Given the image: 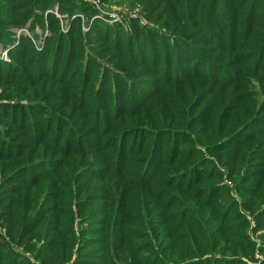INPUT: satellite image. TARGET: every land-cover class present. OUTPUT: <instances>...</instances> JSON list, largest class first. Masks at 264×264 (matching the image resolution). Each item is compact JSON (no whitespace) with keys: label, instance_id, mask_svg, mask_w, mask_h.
Returning <instances> with one entry per match:
<instances>
[{"label":"trees","instance_id":"trees-1","mask_svg":"<svg viewBox=\"0 0 264 264\" xmlns=\"http://www.w3.org/2000/svg\"><path fill=\"white\" fill-rule=\"evenodd\" d=\"M56 5L59 13L67 14L70 21L66 33L60 29L54 11L48 17L45 14L48 10H55ZM145 8L152 17L151 21H168L169 30L163 32L159 28L141 25L134 19L130 21V32H127L124 25L108 24L94 18L98 11L84 0H0V44L3 46L14 43L7 26L23 27L29 19L33 20L31 30L35 25L48 26L52 34L45 39L42 51L23 35L9 51L10 62L3 61L0 55V200L5 198L7 201L4 203L9 219L16 221L22 211L25 223L31 224L33 219L42 218V213L35 210L32 203L37 202V192L32 191L52 170L46 166L48 158L41 157L47 148L46 141L57 138V148L87 146L92 137L91 129H84L88 116L92 126L93 123L106 126V112L112 115V109L114 113L124 111V104L130 99L133 101L137 88L141 95L150 91L148 87L151 86L146 87L145 82L134 80L121 66L147 64L146 69L139 71L152 78L140 80L151 82L154 93L158 91L163 101V108H155L153 112L159 114L169 105L168 96L176 98L180 104L177 121L182 130L173 128L169 138L172 147L166 156L167 151L162 148L164 140L151 149L150 138H147V145H141L140 135L145 128L124 125L120 116L112 124L116 126H111L123 130L112 134V139H117L114 140L117 149L110 159L109 174L114 177L113 182L118 183L122 177L113 175L112 170H117L111 165L115 162L125 164L120 172L122 175L125 170L127 174L131 172L135 184L147 189L153 187L158 196L168 197L169 212L163 215L167 223L161 227H164L162 230H174V239L178 240L174 247L178 250L172 252L171 259L181 261L179 264H228L234 259L225 258L227 261L221 263V254L211 253L212 242L216 243L220 237L214 238L211 231L214 227L205 224L217 218L219 202L229 200L234 205H221V222L224 223L218 227L221 229L218 231L227 234L229 226L225 225V220L228 214L225 211L231 212L237 203L229 197L230 189L223 184L224 174L234 181L237 179L235 183L241 191L242 178L253 170L259 173L264 187V150L261 148L255 162L245 160L243 163L234 154L230 160L232 164H229L226 158L223 159L225 163L222 162L220 155V159H216L221 162V170L209 171L215 162L199 146L214 139L215 143L208 150L231 157L230 151L237 148L236 143L241 137L244 141L250 136L264 135V0H148ZM78 14H83L85 20ZM46 17L48 22L45 23ZM84 24L88 30L83 29ZM73 57L81 59L79 72L82 78L74 77L76 62L70 61ZM58 59L59 62H54ZM46 80L51 82L45 84L44 89L38 86ZM59 80L66 84L81 80V84L74 88L76 91L82 84L91 86L87 104H92L93 109L85 113L86 116L82 110L86 105L83 103L85 98L78 100L80 107L75 115L69 111L70 104L59 97ZM55 82L58 84L53 87ZM148 103V99L141 103L143 109ZM64 113L86 118L75 131L71 130V125L62 130ZM252 121L261 128L251 124ZM160 122L163 123L161 119ZM230 122L235 128L227 134ZM155 123L153 121L150 127ZM79 128H83L81 132L76 131ZM132 128L134 131L138 129V134L132 133ZM251 145V150L258 145L264 147V136L257 142L252 141ZM178 149L185 151L171 157L172 151ZM37 158L40 163L35 162ZM127 164L132 166L130 170ZM124 181L125 184L129 182ZM111 188L117 190L115 184ZM101 192L99 190L96 194ZM205 193L207 202L202 197ZM26 195L29 200H24L21 205ZM215 195L221 200H212L211 204L210 198ZM263 196L248 197L247 204L263 205ZM199 200L202 203H198ZM151 221L154 227L158 223L154 218ZM146 224L147 218L141 227L152 230ZM26 227L25 224L24 230ZM162 239L167 236L163 235ZM10 243L9 240L5 245L9 247ZM209 253L210 257L202 259ZM188 254L191 255L189 258Z\"/></svg>","mask_w":264,"mask_h":264},{"label":"rangeland","instance_id":"rangeland-1","mask_svg":"<svg viewBox=\"0 0 264 264\" xmlns=\"http://www.w3.org/2000/svg\"><path fill=\"white\" fill-rule=\"evenodd\" d=\"M84 1L93 5L98 11L96 15L104 11L106 17L113 14L119 16L120 18L114 22H108L102 18L99 19L104 20L108 24L124 25L127 28V32H130L132 28L130 21L134 19L139 20L141 25L159 28L163 32L167 31V29L169 30V22L163 21L165 19L160 21V23L151 21L152 17L145 8L148 0ZM52 11L59 19L60 29L66 33L70 29V21L67 19V14H60L58 5H56L55 10L46 11V16L48 17ZM78 16L85 20L83 14H78ZM47 17L45 23L48 22ZM32 25L33 20L29 19L23 27L7 26L8 33L11 34L14 43L11 46L0 44V55L3 61L10 62L9 51L19 43L23 35L31 39L38 51H42L45 39L52 35L50 27L41 28L39 25H35L34 29L31 30ZM85 25H83V29L88 30L89 27ZM111 57L113 58V56ZM55 61L59 62V59ZM62 61H65L64 58ZM70 61L76 62L74 77L82 78V73L79 72L81 59L75 60V57H73ZM148 66L147 64H133L132 66L124 64L121 66L124 69L123 71L131 74L134 80L145 82L144 86L146 87L151 86L148 87L150 91L147 95H141L138 92L139 88H137L134 91L133 101L130 99L124 104V111L118 110L117 113H114V109H112V115L106 112L108 120L105 123L106 126H102V124L96 126L95 123L92 126L88 116L84 129H91L90 136L92 137L88 139L87 146L66 145L65 147L57 148L55 145L57 138L54 141L49 139L46 141L47 148H45V153L41 157L48 158L45 163L52 170L45 179L39 181L40 183L32 191L37 192V202L32 201V203L35 205V210L42 213V218L33 219L31 224L25 223L26 219L24 211H22L18 213L19 218L14 215L17 218L16 221L9 219L6 214L8 209L4 203L6 199L0 200V264H56V262L59 264H179L181 262L175 258L171 259L172 252L178 250L174 249L175 244L178 243V240L175 241L174 239V230H162L164 227H161L167 223V219L163 215L169 212L168 202L166 201L168 197L163 199L158 196L156 189L153 187H151L152 190L147 189L144 185L135 184V176L131 175V172L127 174L125 170L123 175H126V177H123L120 172L124 170L125 164L121 165L115 162L113 163L114 165H111L112 169L116 168L117 170L115 172L111 169L113 175L122 177L118 183L113 182L114 177L109 174L108 170L111 156L117 149L114 142L117 139H112V134L123 130L122 128H112L116 126L112 124H115L120 116L126 118V121H123L122 118L124 125H140L139 128L149 130L144 132L145 129H142V134L140 135L141 145H147V138H150L149 149H151L164 140L162 148L166 149V156H169V151L172 147L169 138L173 134V128L178 127V130H182L181 125L177 121L179 119L180 104L177 103L176 98H169L168 96L169 105H166L159 114L153 112L155 108H163V101L162 95L158 91L154 93V87H152L154 85L151 82L140 80V78L149 80L152 78L150 75L147 77L143 71H139L146 69ZM134 71L136 73H133ZM50 82L46 80L44 83L38 84V86L44 89V85L50 84ZM81 82L79 80L66 84L63 80H59V84L55 82L52 85L54 87L58 84L61 94L59 97L63 99V102L70 104L69 111L73 112L74 115L79 111L78 100L84 98L83 103L86 104V108L82 107L84 115L93 109L91 107L92 104H87L89 101L87 97L90 96L92 91L91 86L82 84L80 90L76 91L74 89ZM152 95L156 97L152 98ZM151 98L152 100L149 101ZM147 99L149 103L143 109L141 103ZM61 108L59 107V109ZM69 113H64L62 130H67L71 125L74 127V129L71 127V130L75 131L76 127L82 126L80 122L85 120L86 115L82 118L72 116ZM125 114H128V116H124ZM104 116L105 114H102V117ZM91 118L94 119V117ZM160 119L163 123L160 122ZM153 121H156V123L150 127ZM251 124H254L258 129L261 128L254 121ZM233 128L235 126L233 122H230L229 127L227 126L226 128L228 129L227 134L232 133ZM82 129L79 128L76 131L81 132ZM158 129L160 130L158 131ZM130 130L132 133H137L138 129L134 131L132 128ZM156 130L157 133H154ZM125 134L126 132L121 136V140ZM179 134H182V132L180 131ZM261 136L264 135L250 136V142L247 144L245 142L249 140L245 139L243 141L241 137L240 141L236 143L238 145L237 148L230 151L233 154L231 157H227L221 152L208 150L209 146L215 143L214 139L211 142L203 143L199 148L208 158L215 162V166L209 168V171L210 169L214 171L215 168L221 170V162L216 159H220V155L222 162L226 158L229 160L227 161L229 164H232L230 160L235 156L234 154L243 163L245 160L255 162L258 158L257 156L261 153V148L264 150V147L258 145L260 146H257L259 149L255 147L251 150V144L252 141L257 142V139ZM153 140H155L154 144ZM241 142H243L242 145ZM207 144H209L208 147ZM183 151L185 150L172 151L171 157ZM114 154L116 155L117 153ZM38 160L39 158L35 162L40 163ZM230 166V168H233V165ZM126 167L130 170L132 166L127 164ZM240 170H242V167ZM258 174L254 173L253 170L248 171L246 178H242L241 191L237 183H235L237 179L234 181L233 178L230 179L227 174H224L223 184H226L230 189L229 197H231L233 202L237 203L231 212L227 209L225 211L228 214L225 220V225L229 226L228 231H226L227 234L218 231L221 230L218 229L220 223H224V221L221 222V205L227 207L230 204L231 206L234 204L229 200L221 203V197L218 195L210 198L211 204L213 203L212 200L220 202L218 210L216 209L217 218L210 220V223L205 225L214 227L211 230L215 234L214 238L220 237V240L216 243L211 241L214 246L211 253L221 254V263L233 258L234 261L228 264H237L239 261L244 262V264H264V203L263 205H257V207L247 204L248 197L251 199L252 197L263 196L264 187H262L263 183L260 181ZM93 175H97V177ZM123 178L126 181L129 180V182L125 184ZM131 178L132 180L130 181ZM110 180H112L111 184H109ZM112 184H115L117 190L113 191L111 188ZM99 190L103 192L96 194ZM259 191L260 193L257 195ZM205 195L206 193L202 197L207 202ZM24 200H29L27 195L20 202L21 205ZM198 203L202 202L199 200ZM261 210L263 211L261 217H259ZM236 212H238L237 215ZM145 218L148 219L146 226L152 227V230H145V228L141 227L143 222H145ZM152 218L158 221L155 227L152 224ZM25 224L27 225L26 230H24ZM163 235H166L167 239H162ZM3 240L5 242L2 243ZM9 240L11 243L8 247L6 245ZM211 253L204 255L202 259H205L206 256L210 257ZM190 256L189 254L187 255L188 258Z\"/></svg>","mask_w":264,"mask_h":264},{"label":"built area","instance_id":"built-area-1","mask_svg":"<svg viewBox=\"0 0 264 264\" xmlns=\"http://www.w3.org/2000/svg\"><path fill=\"white\" fill-rule=\"evenodd\" d=\"M105 14L106 13L104 11H102L100 14L95 15L94 18H102V19H104V20H106L108 22H114V21H116V20H118L120 18L116 14H113L112 16H108V17H106Z\"/></svg>","mask_w":264,"mask_h":264}]
</instances>
